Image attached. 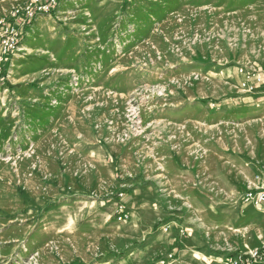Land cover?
I'll list each match as a JSON object with an SVG mask.
<instances>
[{"label":"rangeland","instance_id":"rangeland-1","mask_svg":"<svg viewBox=\"0 0 264 264\" xmlns=\"http://www.w3.org/2000/svg\"><path fill=\"white\" fill-rule=\"evenodd\" d=\"M70 1L26 19L0 0V264L260 247L264 0Z\"/></svg>","mask_w":264,"mask_h":264},{"label":"built area","instance_id":"built-area-1","mask_svg":"<svg viewBox=\"0 0 264 264\" xmlns=\"http://www.w3.org/2000/svg\"><path fill=\"white\" fill-rule=\"evenodd\" d=\"M57 5V0H26L23 8H16L12 11L13 17H24L31 19L38 13H49L53 7ZM55 8V7H54ZM15 29L13 26H7L2 34L0 41V52L5 53L8 49L15 46ZM243 201L247 204L261 209L264 218V182L256 185L253 188L245 190ZM120 219L125 218L123 206L119 205ZM172 254H166L160 259V263H168L171 260ZM223 264H264V243L258 248H252L247 251H241L233 255L227 256Z\"/></svg>","mask_w":264,"mask_h":264},{"label":"bare ground","instance_id":"bare-ground-1","mask_svg":"<svg viewBox=\"0 0 264 264\" xmlns=\"http://www.w3.org/2000/svg\"><path fill=\"white\" fill-rule=\"evenodd\" d=\"M75 1H78V0H71L70 2H68L67 6H66V9L69 8V7H70V4L73 3V2H75ZM69 3H70V4H69ZM31 43H32V38L29 37L28 42H27L26 44H24V46H27V45H29V44H31Z\"/></svg>","mask_w":264,"mask_h":264}]
</instances>
